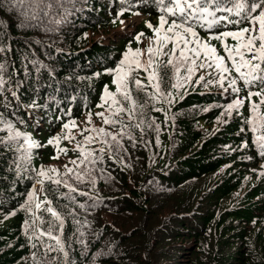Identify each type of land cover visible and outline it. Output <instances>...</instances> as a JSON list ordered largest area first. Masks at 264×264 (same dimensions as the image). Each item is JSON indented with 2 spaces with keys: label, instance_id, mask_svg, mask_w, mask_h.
I'll use <instances>...</instances> for the list:
<instances>
[{
  "label": "trees",
  "instance_id": "16d2710c",
  "mask_svg": "<svg viewBox=\"0 0 264 264\" xmlns=\"http://www.w3.org/2000/svg\"><path fill=\"white\" fill-rule=\"evenodd\" d=\"M126 8L120 0H59L42 14L32 0H0V116L42 145L28 148L23 136L14 147L0 145V264H264V156L254 144L264 134V103L245 99L259 85L246 88L234 69L222 82L212 68L183 81L182 65L170 77L183 86L161 84L170 97L157 94L148 80L153 69L132 71L121 61L126 53L129 61H146L142 41L166 52L173 44L157 45L147 26H159L153 0H134L117 17ZM235 27L196 31L226 57L211 36ZM223 42L236 45L231 37ZM168 58L157 53V70ZM120 68L144 85H130L146 102L132 119L113 116L109 106L118 105L102 100L106 86L121 99L117 73L109 71ZM236 100L243 104L229 110ZM94 112L121 123L104 124ZM100 128L108 135L88 131ZM0 129L7 137L3 122ZM54 137L58 144H49Z\"/></svg>",
  "mask_w": 264,
  "mask_h": 264
},
{
  "label": "snow or ice",
  "instance_id": "6c2138e0",
  "mask_svg": "<svg viewBox=\"0 0 264 264\" xmlns=\"http://www.w3.org/2000/svg\"><path fill=\"white\" fill-rule=\"evenodd\" d=\"M58 2L59 0H32V3L39 9V13L42 14H47V10ZM120 2L122 4H128V8L118 12L117 17L123 15L124 11L131 10L134 6V0H120ZM153 2L156 4L159 12V26L154 27L151 23L147 26L153 29L157 37V45L163 44L166 47L169 42L173 44L171 51L166 52L163 47H159L155 50L153 48H148V59L146 61H129L128 54L126 53L125 59L121 61V65L126 63L130 64V66H132V71L143 68L144 71L148 72L149 69H153V71L149 72L148 80L150 84L153 80L156 81L154 84H151V86L156 90L157 94L162 93L164 97H170V93L166 91V88L162 89L161 84H165L166 87L170 86L175 88L183 86V82H181L179 78L175 84L171 83V69H175V73L179 74L180 67L182 65L185 66L187 75L184 76L183 81H189L195 72L212 68L220 74L219 79L221 82L227 79L226 74L234 69L246 88H250L256 84L259 85L260 90L257 92L249 91L248 97H245V99H249L252 96H260L261 103H264V0H153ZM39 13L33 11V18ZM134 14L139 15V13ZM233 17L236 18L233 19ZM121 23H124V21H121ZM165 25H167V28L161 38V30L165 28ZM197 25L201 28L206 27L210 33H212L218 25H223L225 28H228L229 25L236 26L235 30L218 31L211 36L212 39L221 40L226 57L218 55L216 48L199 38L196 31ZM240 25L244 26L241 27ZM143 35L144 33L134 34L133 38L137 42H140ZM228 37L236 41L234 47H230L223 42L224 38ZM129 52L133 57H140L143 54L142 50H137L135 52L129 50ZM157 53L169 56L166 61L160 62L158 70L153 59ZM246 55H250L251 59H246ZM173 58H175V62ZM226 59L231 63V68L226 63ZM109 71H115L117 73L113 83L116 85L117 92L120 94L121 99L118 100L114 94L109 93L106 86L102 100L107 102L106 98L111 97L112 103L118 105L114 110L111 105L109 106V110L112 111L113 116L118 117L121 113H124L129 119L134 118L137 114V108H142L146 102L140 101L134 97L130 85H134L141 91L144 85H142L140 79L132 76L131 71L123 72L122 68ZM125 78H128V83H125ZM199 79L204 80L205 78L204 76H200ZM228 84L232 91L237 93L240 91V89L236 87V78L229 79ZM151 98L154 97H150V99ZM169 102H171L170 99ZM242 104L243 100H236L234 103L229 104L227 108L231 110L233 107H238ZM251 107L253 114H255L258 105L252 103ZM97 115L103 119L104 124L115 125L121 123L119 120L105 117L104 113H97ZM0 122L6 125L8 132L7 137L0 136V145L6 148L14 147L16 146L15 142L23 136V140L28 148L42 147V145H37L32 141L26 134L14 130L11 122L3 120L2 116H0ZM90 122L91 118L89 117L86 123ZM250 122L252 123V132H257L258 125L255 121ZM71 125L75 126V121H72ZM63 127L68 129L69 124L65 123ZM0 131H2V129H0ZM88 131H97L100 134L108 135V133L104 132L103 128L89 129ZM66 139H72V137L69 136L66 137ZM85 139L90 142L94 137L88 136L85 137ZM111 139L117 141V136L112 135ZM58 142L59 137H54L48 141L49 144H58ZM254 144L259 149L258 154L264 156V134L255 136ZM116 146H119L118 141ZM21 147H23V145H19L17 150L19 151ZM63 151L66 154L67 150L64 149ZM101 151H103V149H101ZM54 159H58V157H54ZM72 163H75V161H72ZM65 168H67V165H65ZM51 171L55 172L56 170L52 169ZM68 171L71 172L72 170L68 169ZM38 175L44 177L48 174L41 170ZM77 178L79 179V177ZM49 179H51V177H49ZM53 182L56 184L61 183L59 179L53 180ZM29 198L32 199V194H30ZM35 207L39 209L41 205L37 203ZM46 211L59 219L58 213L53 208L48 207ZM60 226L62 227V222ZM44 234V232H41V235ZM47 235L52 239H56L57 243H59V239L52 236L51 230H48Z\"/></svg>",
  "mask_w": 264,
  "mask_h": 264
},
{
  "label": "rangeland",
  "instance_id": "374dc122",
  "mask_svg": "<svg viewBox=\"0 0 264 264\" xmlns=\"http://www.w3.org/2000/svg\"><path fill=\"white\" fill-rule=\"evenodd\" d=\"M124 35H119L118 37H123ZM151 47V41H142L140 44V48H142L144 50V53H147V49ZM98 112L93 113L94 116H98L97 115ZM146 228V227H145Z\"/></svg>",
  "mask_w": 264,
  "mask_h": 264
},
{
  "label": "bare ground",
  "instance_id": "6f19581e",
  "mask_svg": "<svg viewBox=\"0 0 264 264\" xmlns=\"http://www.w3.org/2000/svg\"><path fill=\"white\" fill-rule=\"evenodd\" d=\"M59 14V13H58ZM108 18H110V17H108ZM57 19V18H56ZM109 20V19H108ZM102 27V26H101ZM94 29V28H93ZM98 32V31H97ZM82 34V33H81ZM86 36V35H85ZM85 41V40H84Z\"/></svg>",
  "mask_w": 264,
  "mask_h": 264
}]
</instances>
